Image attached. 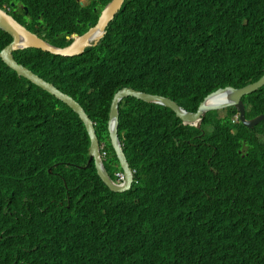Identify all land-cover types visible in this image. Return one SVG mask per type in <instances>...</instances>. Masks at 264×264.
<instances>
[{
  "label": "trees",
  "instance_id": "trees-1",
  "mask_svg": "<svg viewBox=\"0 0 264 264\" xmlns=\"http://www.w3.org/2000/svg\"><path fill=\"white\" fill-rule=\"evenodd\" d=\"M88 1L0 6L66 46L110 0ZM11 40L0 29V51ZM13 55L82 105L116 179L107 129L114 94L131 87L196 111L216 89L258 80L264 0H124L81 54ZM242 99L247 118L264 112V84ZM235 114L234 106L208 111L198 128L168 107L124 98L118 134L134 181L114 192L88 164L77 113L0 57V264H264V119L247 127Z\"/></svg>",
  "mask_w": 264,
  "mask_h": 264
},
{
  "label": "water",
  "instance_id": "water-1",
  "mask_svg": "<svg viewBox=\"0 0 264 264\" xmlns=\"http://www.w3.org/2000/svg\"><path fill=\"white\" fill-rule=\"evenodd\" d=\"M123 2L124 0H110L101 10L97 22L93 26H90L86 32L76 36L72 42L66 46L51 44L43 37L30 31L26 26L9 14L7 10L0 7V29L7 32L12 38L11 42L0 51V57L8 67L18 74V76L30 80L35 85L54 95L77 113L90 138V156L88 164L91 161L94 162L98 176L106 186L114 192H123L130 189L134 181V171L128 162L118 134L119 104L126 97L131 96L145 102L156 103L168 107L184 124L194 125L198 128L201 127L202 120L208 111L219 110L230 106L236 108L239 120L247 127H252L264 119V112L252 118H247L245 115V104L242 99L245 95L255 91L264 84V74L258 80L243 87L237 88L229 85L218 88L208 94L204 100L200 102L196 111L187 110L167 96L151 94L131 87H123L118 90L112 98L107 125L110 143L114 149L120 168L123 171L122 179L117 177L113 179L104 163L105 159L101 154V143L97 136L94 122L82 105L71 95L56 87L52 82L45 80L25 65L19 63L14 58L13 52L19 49L35 47L62 56L81 54L87 47L96 45L104 37L109 22L120 10ZM216 97L220 98V100L211 102V100Z\"/></svg>",
  "mask_w": 264,
  "mask_h": 264
},
{
  "label": "clouds",
  "instance_id": "clouds-1",
  "mask_svg": "<svg viewBox=\"0 0 264 264\" xmlns=\"http://www.w3.org/2000/svg\"><path fill=\"white\" fill-rule=\"evenodd\" d=\"M14 3L12 2V5H13ZM0 7H2V6H0ZM2 8H4L5 10H7V12L9 13V14H11L12 15V13H10L8 10H10L11 11V8L10 7H2ZM27 7L25 6V10H26V12H27ZM12 11H16V9H13ZM100 15V14H99ZM13 16V15H12ZM14 17V16H13ZM15 18V17H14ZM16 19V18H15ZM17 20V19H16ZM18 21V20H17ZM21 23V22H20ZM22 24V23H21ZM24 25V24H23ZM24 26H26V25H24ZM93 26V25H92ZM27 27V26H26ZM30 30V29H29ZM31 31V30H30ZM33 32V31H32ZM34 33V32H33ZM35 34H37V33H35ZM40 36V35H39ZM44 36L45 35H43V36H40V37H43L44 38ZM45 39V38H44ZM46 40V39H45ZM46 41H48V40H46ZM49 42V41H48ZM52 44V43H51ZM54 45V44H53ZM15 58V57H14ZM20 63V62H19ZM22 64V63H21ZM231 86V85H230ZM221 88V87H220ZM217 90V89H216ZM210 94V93H209ZM220 110V109H219ZM234 121H237V120H239V118H238V115L237 114H235V116H234ZM95 125V124H94ZM264 140V138L262 139V141ZM100 141V140H99ZM101 143V142H100ZM103 147H104V144L103 143H101V154H102V156L104 157V159H105V152L103 151ZM105 161V160H104ZM134 171V170H133ZM120 173H122L123 174V171L122 172H120ZM116 177H117V173H116ZM118 178V177H117ZM53 264H68V263H65L64 261H60V262H56V263H53Z\"/></svg>",
  "mask_w": 264,
  "mask_h": 264
},
{
  "label": "flooded vegetation",
  "instance_id": "flooded-vegetation-1",
  "mask_svg": "<svg viewBox=\"0 0 264 264\" xmlns=\"http://www.w3.org/2000/svg\"><path fill=\"white\" fill-rule=\"evenodd\" d=\"M79 2L81 6L87 5L89 3L88 0H79ZM43 35H45V32H43Z\"/></svg>",
  "mask_w": 264,
  "mask_h": 264
},
{
  "label": "bare ground",
  "instance_id": "bare-ground-1",
  "mask_svg": "<svg viewBox=\"0 0 264 264\" xmlns=\"http://www.w3.org/2000/svg\"><path fill=\"white\" fill-rule=\"evenodd\" d=\"M220 100V98H218V97H216V98H213L212 100H211V102H217V101H219ZM129 190V189H128Z\"/></svg>",
  "mask_w": 264,
  "mask_h": 264
},
{
  "label": "built area",
  "instance_id": "built-area-1",
  "mask_svg": "<svg viewBox=\"0 0 264 264\" xmlns=\"http://www.w3.org/2000/svg\"><path fill=\"white\" fill-rule=\"evenodd\" d=\"M117 177H118L119 179H122V178H123V174H122V173H117Z\"/></svg>",
  "mask_w": 264,
  "mask_h": 264
}]
</instances>
